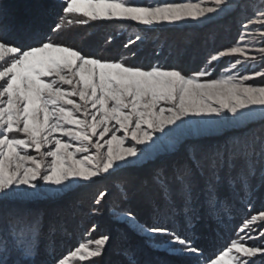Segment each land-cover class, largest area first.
I'll list each match as a JSON object with an SVG mask.
<instances>
[{
  "label": "snow or ice",
  "instance_id": "obj_1",
  "mask_svg": "<svg viewBox=\"0 0 264 264\" xmlns=\"http://www.w3.org/2000/svg\"><path fill=\"white\" fill-rule=\"evenodd\" d=\"M59 7L52 33L94 21L147 29L128 38L129 56L108 59L17 22L0 0V264H95L111 236L58 255L62 210L40 204L108 177L120 201L110 211L136 232L163 238L152 247L191 257L190 264H264V203L255 207L264 190V83L253 82L264 81V0H60ZM45 11L40 5L37 15ZM221 19L238 26V39L222 49L206 40L195 70L182 63L194 54L190 36L165 39L153 49L154 63L130 62L146 31ZM214 134H221L214 143L185 141ZM159 151L174 159L134 174ZM111 194L98 189L89 214L99 215ZM132 196L152 205L150 222L121 207ZM201 196L221 221L245 210L237 238L207 255L177 227L180 217L191 226ZM96 230L93 223L86 236Z\"/></svg>",
  "mask_w": 264,
  "mask_h": 264
},
{
  "label": "trees",
  "instance_id": "obj_2",
  "mask_svg": "<svg viewBox=\"0 0 264 264\" xmlns=\"http://www.w3.org/2000/svg\"><path fill=\"white\" fill-rule=\"evenodd\" d=\"M181 1V0H177ZM11 6L17 22L32 24L40 27L56 40H64L67 43L75 45L82 49L84 53L103 56L108 59H119L121 55L129 56V50L124 49V44L128 38H135L134 33L142 32L147 26L135 25L130 23H113L107 21H94L86 26L69 25L67 29H62L59 33H52L51 28L57 21V14L61 12L59 7L60 0H6ZM40 5L46 7L43 16L37 15ZM224 21V22H223ZM238 26L230 19L218 20L196 27H174L166 26L155 30L146 31L147 39L143 44H137L131 51H136L137 56L131 59L132 63H144L149 65L155 62L152 55L153 49L162 44L165 39L171 43L173 40H181L185 36L195 37L193 46V55L185 57L183 66L186 69L195 70L200 62V55L205 41L209 48L215 47L222 49L230 45L237 38ZM113 40L109 44L108 37ZM164 54H168L167 48ZM173 61H168L171 64ZM225 61H221V67H224ZM219 71L217 72V74ZM227 135H233L230 130ZM221 134H214L209 137H193L185 140L187 143L200 141L205 143H214ZM174 159L169 154L158 155L145 164L138 165L135 169L136 175L147 176L152 169L159 164ZM115 177H108L97 180L94 184L86 186H76L62 196L56 197L53 201H42L40 206L44 208H58L62 210V223L64 231L56 237V253L59 255L70 248H74L79 242L88 238L95 239L102 233L109 234L111 241L101 259H97L95 264H128L126 251L134 253V258L138 264H190L191 257L182 254L169 253L164 248H154L150 240L159 241L162 237H148L136 232L127 222H122L112 214L110 208L113 203H120L117 200L119 192L118 186L114 183ZM109 188L111 195L102 201L99 215H90V209L94 203V197L98 189ZM87 189V190H86ZM83 191V192H82ZM78 192L80 195L78 196ZM229 190L225 186L221 190V195H228ZM264 203V190L257 193L255 207L260 208ZM124 209H130L136 215L140 222H150L152 216V205L139 196H132L127 202L121 205ZM197 214L192 219L191 226L183 217L178 218L177 227L181 234H188L193 239L195 245L199 246L207 255L214 250L221 248L230 239L236 237V228L241 224L245 210L238 206V210L231 216H224L221 221L214 215H210L204 205L203 196L196 206ZM95 223L97 230L86 236L91 225ZM171 226V225H170Z\"/></svg>",
  "mask_w": 264,
  "mask_h": 264
},
{
  "label": "rangeland",
  "instance_id": "obj_3",
  "mask_svg": "<svg viewBox=\"0 0 264 264\" xmlns=\"http://www.w3.org/2000/svg\"><path fill=\"white\" fill-rule=\"evenodd\" d=\"M175 2H183V0H181V1H177V0H175ZM193 2H197V0H193ZM222 20H226V19H222ZM224 22V21H223ZM181 26H183V25H181ZM199 26H203V25H199ZM180 27V26H179ZM238 34H239V31H238ZM238 39V35H237V38L234 40V41H232L231 43H230V45H228V46H231V44L233 43V42H235L236 40ZM227 46V47H228ZM224 61H225V65H224V67H227L228 66V63H229V60H230V58H224L223 59ZM257 71L259 70V68H257L256 69ZM217 75H219V73L217 74ZM213 78H215V76L213 77ZM254 83H257V84H259V83H264V81H261L259 78H257L255 81H253ZM157 135L159 136V135H161V134H159V133H157ZM188 138H193V137H185V140H187ZM154 139H155V137H154ZM163 154H166L165 152H163V151H159V152H156V153H153V158L154 157H156V156H158V155H163ZM147 161H144L142 164H145ZM142 164H140V165H142ZM74 187H76V186H74ZM87 190V189H86ZM83 192V191H82ZM67 193V192H66ZM79 194H78V196L80 195V192H78ZM65 193H63V194H61L60 196H62V195H64ZM259 209V208H258ZM252 214H254V213H252ZM117 219V218H116ZM118 220H120V221H122V222H127L126 220H124V219H118ZM128 223V222H127ZM129 224V223H128ZM130 225V224H129ZM131 226V225H130ZM257 233H253V235H256ZM89 239V238H88ZM84 241H86V240H84ZM84 241H82V242H84Z\"/></svg>",
  "mask_w": 264,
  "mask_h": 264
}]
</instances>
